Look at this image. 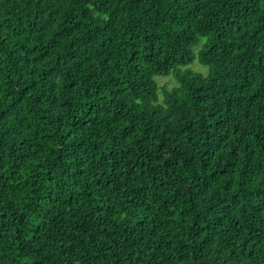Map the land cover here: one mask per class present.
Wrapping results in <instances>:
<instances>
[{"label":"trees","instance_id":"trees-1","mask_svg":"<svg viewBox=\"0 0 264 264\" xmlns=\"http://www.w3.org/2000/svg\"><path fill=\"white\" fill-rule=\"evenodd\" d=\"M0 264H264V0H0Z\"/></svg>","mask_w":264,"mask_h":264},{"label":"rangeland","instance_id":"rangeland-1","mask_svg":"<svg viewBox=\"0 0 264 264\" xmlns=\"http://www.w3.org/2000/svg\"><path fill=\"white\" fill-rule=\"evenodd\" d=\"M196 50V48H195ZM188 68H191L196 71H200L202 73L207 72V67L204 65L199 64L197 61L187 66ZM155 79L159 86V93L161 92L162 88L170 89L175 84V80L172 75L168 76H155Z\"/></svg>","mask_w":264,"mask_h":264}]
</instances>
